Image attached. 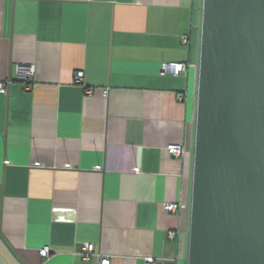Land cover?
<instances>
[{
    "label": "crops",
    "instance_id": "1",
    "mask_svg": "<svg viewBox=\"0 0 264 264\" xmlns=\"http://www.w3.org/2000/svg\"><path fill=\"white\" fill-rule=\"evenodd\" d=\"M202 3L0 0V264H187Z\"/></svg>",
    "mask_w": 264,
    "mask_h": 264
},
{
    "label": "water",
    "instance_id": "2",
    "mask_svg": "<svg viewBox=\"0 0 264 264\" xmlns=\"http://www.w3.org/2000/svg\"><path fill=\"white\" fill-rule=\"evenodd\" d=\"M187 264H264V0H203Z\"/></svg>",
    "mask_w": 264,
    "mask_h": 264
},
{
    "label": "built area",
    "instance_id": "3",
    "mask_svg": "<svg viewBox=\"0 0 264 264\" xmlns=\"http://www.w3.org/2000/svg\"><path fill=\"white\" fill-rule=\"evenodd\" d=\"M188 38H184V42L186 43ZM188 65L186 64H174V63H169V64H164L162 67V71L164 74L168 75H173V76H179L180 74L184 73L187 71ZM28 76L31 78L33 76V72L30 70L29 72L23 73V75ZM22 75V74H21ZM83 78H84V73L83 72H78L76 74V83L77 84H82L83 83ZM0 93L1 94H6L7 90L5 85L0 84ZM91 95V93H89ZM167 151L170 155L174 157H180L183 154V148L181 145H171L168 146ZM184 206H180L178 204H170L165 207L166 211L168 212H175L177 209H181ZM176 232H170L169 237L173 238L175 237ZM95 245L94 244H83L81 246V251H82V256L86 262H89L95 252ZM41 256L44 258H47L50 254V248L45 247L44 249L41 250L40 252ZM152 260H149V263H151ZM99 264H111L110 260L108 258L101 259L99 261Z\"/></svg>",
    "mask_w": 264,
    "mask_h": 264
}]
</instances>
